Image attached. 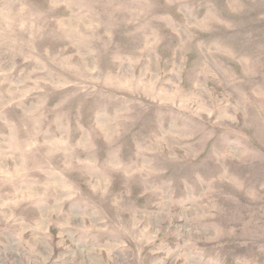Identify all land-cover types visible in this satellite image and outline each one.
Masks as SVG:
<instances>
[{
	"label": "rangeland",
	"instance_id": "374dc122",
	"mask_svg": "<svg viewBox=\"0 0 264 264\" xmlns=\"http://www.w3.org/2000/svg\"><path fill=\"white\" fill-rule=\"evenodd\" d=\"M0 264H264V0H0Z\"/></svg>",
	"mask_w": 264,
	"mask_h": 264
}]
</instances>
